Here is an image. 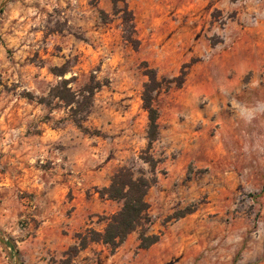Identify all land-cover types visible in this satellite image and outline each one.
Returning <instances> with one entry per match:
<instances>
[{"label":"rangeland","instance_id":"374dc122","mask_svg":"<svg viewBox=\"0 0 264 264\" xmlns=\"http://www.w3.org/2000/svg\"><path fill=\"white\" fill-rule=\"evenodd\" d=\"M150 70L164 84L151 223L103 245L121 264H264V0H0V264H76L96 243L77 235L122 206L99 190L151 169ZM92 74L106 85L81 130L48 94ZM143 233L159 241L140 248Z\"/></svg>","mask_w":264,"mask_h":264},{"label":"trees","instance_id":"16d2710c","mask_svg":"<svg viewBox=\"0 0 264 264\" xmlns=\"http://www.w3.org/2000/svg\"><path fill=\"white\" fill-rule=\"evenodd\" d=\"M124 27L128 35L126 39L138 46V40L132 38L135 32L133 13L125 8ZM63 76L62 73H55ZM149 81L145 83L142 93L143 107L148 112L147 139L148 153L152 144L158 138L160 113L154 104L155 93L163 87L162 81L157 78L154 70L148 71ZM165 82V81H164ZM70 80L62 79L53 86L48 94L49 99H58L71 113L73 123L81 130H86L83 123L87 120L93 103V98L106 84L91 75L89 80L81 89L75 91L69 87ZM150 165L149 174L145 172L136 175L131 168L121 167L112 176L111 183L107 187L99 190L101 198L119 201L122 203L120 210L106 218V226L102 232L92 228H87L85 233H79L80 249H85L90 242L102 243L117 249L129 234L137 229H144L151 223L149 214V203L147 195L151 187L158 182L157 167L161 160H156L150 153L146 157H141ZM262 193V192H261ZM260 193V194H261ZM159 235L142 234L140 237V248H148L159 241Z\"/></svg>","mask_w":264,"mask_h":264},{"label":"crops","instance_id":"0c3cea01","mask_svg":"<svg viewBox=\"0 0 264 264\" xmlns=\"http://www.w3.org/2000/svg\"><path fill=\"white\" fill-rule=\"evenodd\" d=\"M85 205L87 206V211L86 210L85 211L88 213L89 216L94 213L101 214L104 213L105 211V204L99 203L95 199H90L89 201H85L83 206ZM85 263L86 264H121V260L119 253H111L107 249V246L103 244L92 243L77 257L76 264H85Z\"/></svg>","mask_w":264,"mask_h":264}]
</instances>
